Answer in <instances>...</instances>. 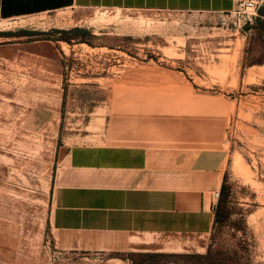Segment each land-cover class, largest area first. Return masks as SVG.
<instances>
[{"label":"rangeland","instance_id":"374dc122","mask_svg":"<svg viewBox=\"0 0 264 264\" xmlns=\"http://www.w3.org/2000/svg\"><path fill=\"white\" fill-rule=\"evenodd\" d=\"M0 28V50L34 40L23 55L39 58L0 54V264H264V16L239 27L217 12L85 8ZM123 136L221 152L208 235L58 244L49 214L66 146Z\"/></svg>","mask_w":264,"mask_h":264},{"label":"crops","instance_id":"0c3cea01","mask_svg":"<svg viewBox=\"0 0 264 264\" xmlns=\"http://www.w3.org/2000/svg\"><path fill=\"white\" fill-rule=\"evenodd\" d=\"M234 4L235 0H0V23L85 8L223 13ZM3 31L9 30L0 28ZM36 43L16 41L0 54L5 60L36 64L37 54L23 55ZM128 137L66 146L49 214L61 247H157L167 238L196 240L212 230L213 191L224 173L221 152L196 142Z\"/></svg>","mask_w":264,"mask_h":264},{"label":"built area","instance_id":"2783aa9c","mask_svg":"<svg viewBox=\"0 0 264 264\" xmlns=\"http://www.w3.org/2000/svg\"><path fill=\"white\" fill-rule=\"evenodd\" d=\"M264 0H235L234 6L225 12L227 16L233 18V23L242 27L244 24L249 23L258 15V10L263 4ZM219 189L213 191L214 200L219 196Z\"/></svg>","mask_w":264,"mask_h":264},{"label":"trees","instance_id":"16d2710c","mask_svg":"<svg viewBox=\"0 0 264 264\" xmlns=\"http://www.w3.org/2000/svg\"><path fill=\"white\" fill-rule=\"evenodd\" d=\"M258 11H259L258 16H264V6L263 5L259 8ZM257 20H258V18H257Z\"/></svg>","mask_w":264,"mask_h":264}]
</instances>
